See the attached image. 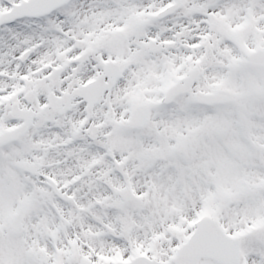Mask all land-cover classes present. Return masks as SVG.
Segmentation results:
<instances>
[{
  "label": "snow or ice",
  "instance_id": "obj_1",
  "mask_svg": "<svg viewBox=\"0 0 264 264\" xmlns=\"http://www.w3.org/2000/svg\"><path fill=\"white\" fill-rule=\"evenodd\" d=\"M0 264H264V0H0Z\"/></svg>",
  "mask_w": 264,
  "mask_h": 264
}]
</instances>
